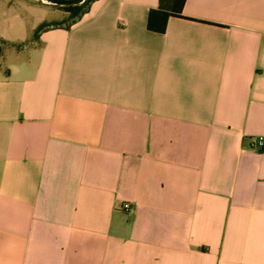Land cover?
Masks as SVG:
<instances>
[{
  "label": "crops",
  "instance_id": "1",
  "mask_svg": "<svg viewBox=\"0 0 264 264\" xmlns=\"http://www.w3.org/2000/svg\"><path fill=\"white\" fill-rule=\"evenodd\" d=\"M56 1L0 0V264H264V0H93L28 46Z\"/></svg>",
  "mask_w": 264,
  "mask_h": 264
},
{
  "label": "trees",
  "instance_id": "2",
  "mask_svg": "<svg viewBox=\"0 0 264 264\" xmlns=\"http://www.w3.org/2000/svg\"><path fill=\"white\" fill-rule=\"evenodd\" d=\"M83 1L80 4L76 5H70L63 8H68L71 11V18L67 21H44L42 22L36 29L35 35L36 38L38 37V34L48 28L52 27H59V26H65L70 27L72 24L76 23L77 20L89 9L91 3L93 0H57L56 2L62 3V4H74L79 3ZM185 0H159L158 7L156 9H152L149 13L148 18V28L151 30H156L163 32L166 29V23L167 19L171 15L176 16H182V8ZM158 15V19L155 20V16Z\"/></svg>",
  "mask_w": 264,
  "mask_h": 264
},
{
  "label": "rangeland",
  "instance_id": "3",
  "mask_svg": "<svg viewBox=\"0 0 264 264\" xmlns=\"http://www.w3.org/2000/svg\"><path fill=\"white\" fill-rule=\"evenodd\" d=\"M65 4V3H64ZM71 4H65L64 7L70 6ZM73 6V5H72ZM57 18L55 19V21H67L71 18V11L68 8H60V10L57 11ZM52 21V20H50ZM54 21V20H53ZM35 40H36V35L35 32L32 34L30 42L27 43L28 46H33L35 45ZM3 47L2 43L0 42V48Z\"/></svg>",
  "mask_w": 264,
  "mask_h": 264
},
{
  "label": "built area",
  "instance_id": "4",
  "mask_svg": "<svg viewBox=\"0 0 264 264\" xmlns=\"http://www.w3.org/2000/svg\"><path fill=\"white\" fill-rule=\"evenodd\" d=\"M254 142L257 146L262 147L264 145V137L263 136H257L254 139ZM131 205L129 202L123 203V208L124 209H130Z\"/></svg>",
  "mask_w": 264,
  "mask_h": 264
},
{
  "label": "water",
  "instance_id": "5",
  "mask_svg": "<svg viewBox=\"0 0 264 264\" xmlns=\"http://www.w3.org/2000/svg\"><path fill=\"white\" fill-rule=\"evenodd\" d=\"M83 1H81V2H79V3H74V4H71V5H76V4H80V3H82ZM63 5H65V4H63Z\"/></svg>",
  "mask_w": 264,
  "mask_h": 264
}]
</instances>
